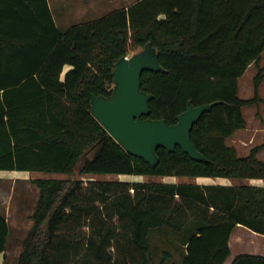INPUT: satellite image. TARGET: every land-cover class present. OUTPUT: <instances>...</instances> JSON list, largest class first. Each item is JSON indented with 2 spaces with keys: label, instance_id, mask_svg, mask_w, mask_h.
<instances>
[{
  "label": "trees",
  "instance_id": "trees-1",
  "mask_svg": "<svg viewBox=\"0 0 264 264\" xmlns=\"http://www.w3.org/2000/svg\"><path fill=\"white\" fill-rule=\"evenodd\" d=\"M146 44L164 70L141 75L140 90L153 96L149 119L172 125L188 103L214 104L191 132L204 162L179 147L159 148L152 167L91 114V97L112 93L115 64ZM263 52L264 0H138L63 31L47 0H0V171L68 176L33 181L38 196L16 263L177 264L167 249L157 257L158 231L180 239L178 264H225L237 225L264 236L263 187L110 180L83 186L79 178L264 181L257 158L264 143L245 156L226 145L246 128L243 110L264 106ZM250 65L253 97L244 100L238 80ZM8 236L0 214L4 260ZM231 264H264V257L240 254Z\"/></svg>",
  "mask_w": 264,
  "mask_h": 264
},
{
  "label": "rangeland",
  "instance_id": "rangeland-1",
  "mask_svg": "<svg viewBox=\"0 0 264 264\" xmlns=\"http://www.w3.org/2000/svg\"><path fill=\"white\" fill-rule=\"evenodd\" d=\"M138 0H48L51 13L60 30H67L73 26L89 23L102 19L103 17L127 8ZM135 52L130 51L127 55L130 58ZM260 66H264V52L261 54ZM256 74L254 65H250L244 74L239 78L238 96L241 99L253 97V78ZM260 96L264 98V82L260 87ZM246 120V128L236 131L226 141V145L235 148L239 156H245L249 150L257 145L264 143V106L259 110L255 107L243 110ZM257 158L264 161V149L257 154ZM78 178L77 176H75ZM68 176L42 172H19V171H0V214L4 215L9 226L8 247L5 253L6 259L0 255V264H17L16 260L21 251V241L31 227L30 215L33 212L38 196L37 189L33 181L37 179H58L64 180ZM83 186L87 181L110 180L113 182H174L178 184H200L203 182H230L231 185L247 184L256 186L257 180H230L222 178H156L147 176H84ZM246 182V183H245ZM211 184V183H210ZM264 187V183H263ZM152 244L155 247L158 258L162 250H169L173 259L179 263V255L182 252L180 239L169 232H153Z\"/></svg>",
  "mask_w": 264,
  "mask_h": 264
},
{
  "label": "water",
  "instance_id": "water-1",
  "mask_svg": "<svg viewBox=\"0 0 264 264\" xmlns=\"http://www.w3.org/2000/svg\"><path fill=\"white\" fill-rule=\"evenodd\" d=\"M164 72L158 55L150 44L130 58H121L114 66L113 89L109 98L92 96L90 110L106 132L131 156L143 159L150 166L158 164L157 150L173 152L179 147L194 161L204 162L191 140L194 125L214 104L193 107L176 117V123L151 120L149 102L152 95L140 90L144 72ZM144 118V119H143Z\"/></svg>",
  "mask_w": 264,
  "mask_h": 264
},
{
  "label": "crops",
  "instance_id": "crops-1",
  "mask_svg": "<svg viewBox=\"0 0 264 264\" xmlns=\"http://www.w3.org/2000/svg\"><path fill=\"white\" fill-rule=\"evenodd\" d=\"M49 8H50V5H49ZM50 11H51V8H50ZM54 22L56 24L55 19H54ZM67 70L68 68H66L64 72H66ZM263 183L264 182H257L256 186L263 187ZM251 184L247 182V185H251ZM197 185L199 186H206V185L231 186L230 182H203ZM229 249H230V255L227 258L225 264H231L233 258L240 254L259 255V256L264 257V236L260 234H256L255 232L247 229L246 227L237 225L230 235Z\"/></svg>",
  "mask_w": 264,
  "mask_h": 264
}]
</instances>
